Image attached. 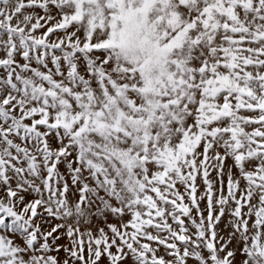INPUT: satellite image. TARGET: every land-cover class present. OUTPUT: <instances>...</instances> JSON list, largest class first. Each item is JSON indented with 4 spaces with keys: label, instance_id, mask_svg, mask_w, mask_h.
<instances>
[{
    "label": "snow or ice",
    "instance_id": "obj_1",
    "mask_svg": "<svg viewBox=\"0 0 264 264\" xmlns=\"http://www.w3.org/2000/svg\"><path fill=\"white\" fill-rule=\"evenodd\" d=\"M0 264H264V0H0Z\"/></svg>",
    "mask_w": 264,
    "mask_h": 264
}]
</instances>
